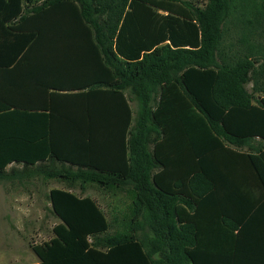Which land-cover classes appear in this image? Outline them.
<instances>
[{"label":"trees","instance_id":"trees-1","mask_svg":"<svg viewBox=\"0 0 264 264\" xmlns=\"http://www.w3.org/2000/svg\"><path fill=\"white\" fill-rule=\"evenodd\" d=\"M40 40L88 44L75 63L96 75L32 95L21 75L0 98V183L130 205L116 230L95 200L51 189L60 223L31 246L38 264H264V224L232 181L254 170L264 188V0H0L1 64L23 67Z\"/></svg>","mask_w":264,"mask_h":264},{"label":"rangeland","instance_id":"rangeland-1","mask_svg":"<svg viewBox=\"0 0 264 264\" xmlns=\"http://www.w3.org/2000/svg\"><path fill=\"white\" fill-rule=\"evenodd\" d=\"M131 106L135 110L133 102ZM51 189L69 190L79 197L95 200L108 221L113 223L116 218V230L128 221L130 200L121 193L109 194L94 185L81 188L76 184L69 189L59 180H44L40 176L8 180L0 183V264L39 263L31 246L52 239L53 228L60 223L50 207Z\"/></svg>","mask_w":264,"mask_h":264},{"label":"crops","instance_id":"crops-1","mask_svg":"<svg viewBox=\"0 0 264 264\" xmlns=\"http://www.w3.org/2000/svg\"><path fill=\"white\" fill-rule=\"evenodd\" d=\"M27 25L24 26L25 31L30 30L29 25L31 24ZM258 41L259 39L256 40V42ZM262 44H264V41ZM85 47L90 46L84 42H49L40 40L33 45L30 55L24 58L23 67L14 70V65L1 64L4 62L0 60V98L10 96L17 90L18 86L16 83L20 82L21 75H23V86L20 85V88L27 95H30L31 91L41 90V82L46 81L49 75L53 76L58 82H64L66 85L89 81L96 75L93 70L91 69L90 74V71L78 67L77 63H75L86 59L87 54L82 51L86 49ZM6 61L9 63V60ZM71 65L75 67L70 68L69 66ZM258 80L260 81V79ZM261 80L264 83V79ZM246 90L252 93V83L246 86ZM252 94L254 96L253 105H257V101L264 100V92ZM260 117L264 124V115H260ZM257 143L259 145L262 144L259 139H253L250 143L249 151H251V146ZM235 175L238 176H234L232 180L234 186L237 187L239 192L245 193L247 196L248 217L255 225L264 224V188L260 185L256 172L254 170L247 171V179H244L245 176L242 175L245 174L241 172Z\"/></svg>","mask_w":264,"mask_h":264}]
</instances>
